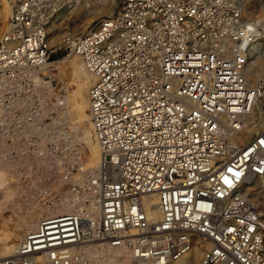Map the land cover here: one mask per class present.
<instances>
[{"label":"built area","instance_id":"built-area-1","mask_svg":"<svg viewBox=\"0 0 264 264\" xmlns=\"http://www.w3.org/2000/svg\"><path fill=\"white\" fill-rule=\"evenodd\" d=\"M101 1L15 0L0 34V72L76 53L92 76L100 240L135 228L148 253L151 239L189 232L205 244L199 264H264L252 196L253 181L264 182V72L250 71L264 0L253 11L244 0H115L110 14L52 44L64 15ZM65 218L44 220L41 234ZM69 220L62 240L94 238L92 225L82 232Z\"/></svg>","mask_w":264,"mask_h":264},{"label":"bare ground","instance_id":"bare-ground-1","mask_svg":"<svg viewBox=\"0 0 264 264\" xmlns=\"http://www.w3.org/2000/svg\"><path fill=\"white\" fill-rule=\"evenodd\" d=\"M107 3L81 4L65 19L80 22L79 29L91 21L89 17L106 10ZM2 4L8 18L1 31L13 9L7 0ZM244 4L253 11L252 0ZM108 9L110 14L112 9ZM263 65L261 42L251 55L254 77L261 74ZM91 82L92 76L76 53L0 72V264H141L142 254L149 258L148 264H199L205 244L189 232L151 239L148 253L144 237L135 228L118 238L96 240L102 239L98 236L100 148L88 112ZM11 131L16 137L22 131L35 132L38 147L22 153L19 142L9 139ZM74 168L82 170L80 181ZM252 196L256 199L254 188ZM154 214L159 217L157 210ZM60 216L70 218L41 234L44 220ZM73 217L82 232L87 224L92 225L94 238L89 243L62 240L59 228L64 227L66 233ZM156 251L163 255L156 257Z\"/></svg>","mask_w":264,"mask_h":264},{"label":"rangeland","instance_id":"rangeland-1","mask_svg":"<svg viewBox=\"0 0 264 264\" xmlns=\"http://www.w3.org/2000/svg\"><path fill=\"white\" fill-rule=\"evenodd\" d=\"M104 1V0H103ZM101 1V2H103ZM111 0H107V7H106V10L102 11L101 13L99 14H95L93 15V18L92 16L88 18V20L90 19L91 21L87 24V25H84L83 27L77 29V26L80 24V22H77L75 23L74 21L71 22V21H64L62 23H57L56 25H54L53 27L50 28V39H52V44H57L58 42V39H59V35L64 32V31H71L72 33H77V32H80L82 30H84L88 25L91 24V22L93 20H95L97 17L99 16H103V15H107L108 13V8H113L114 6V1L110 2ZM3 0H0V31H1V28L2 26L6 23V20L8 18V15L7 13H4V10L3 8L5 7L4 4H2ZM8 4L11 5V7L14 6V2L15 0H7ZM75 20H77L76 18H74ZM66 54H64L63 56H65ZM63 56H54L51 58V60H56L58 58H62ZM47 67V66H45ZM264 67V65L262 66ZM258 68H261V67H258ZM15 70V69H13ZM264 72V68H263V71ZM261 72V73H262ZM12 94L15 96L16 95V91L15 90H12ZM14 131H11V135L9 137V139L11 140V142H13V140L15 139L16 141L19 142V150L22 151H26L30 148H37V138L38 136H36V133L33 131H22L20 133H18V136L16 137L15 134L13 133ZM18 150V151H19ZM81 156L83 158V161H85L87 159V151H83L81 153ZM81 172L82 170L80 169H77V168H74L73 169V174L76 175L77 177V180L80 181L81 180ZM253 188L255 190V197H256V200H258L259 202V205H260V208L261 210L263 211V216H262V225L264 227V182L259 180L256 182V185L253 184ZM253 191V190H252ZM0 197H1V193H0ZM121 238H125V237H121ZM96 240H100V239H96ZM105 240V239H104ZM90 241H85L83 243H89ZM81 243V244H83ZM76 263H78V260L77 261H74ZM73 262V263H74Z\"/></svg>","mask_w":264,"mask_h":264},{"label":"trees","instance_id":"trees-1","mask_svg":"<svg viewBox=\"0 0 264 264\" xmlns=\"http://www.w3.org/2000/svg\"><path fill=\"white\" fill-rule=\"evenodd\" d=\"M56 57V56H55Z\"/></svg>","mask_w":264,"mask_h":264}]
</instances>
